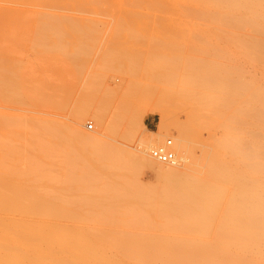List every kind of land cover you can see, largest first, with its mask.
<instances>
[{"label": "bare ground", "instance_id": "6f19581e", "mask_svg": "<svg viewBox=\"0 0 264 264\" xmlns=\"http://www.w3.org/2000/svg\"><path fill=\"white\" fill-rule=\"evenodd\" d=\"M191 1L197 9L187 13L196 19L230 31L246 30L249 35L236 38L238 48L249 62L264 70V0ZM207 7L211 12L206 11ZM138 18L137 14L131 15L126 22L138 23ZM87 28L86 32H77L91 42L93 31ZM76 51L88 53V49ZM218 58L220 62H185L181 74L173 58L157 59L151 73L145 75L147 83L124 95L125 101L136 94L144 95L147 101L160 97L142 112L157 116L156 129L150 133L157 137L155 143L143 138L146 129L141 113L134 114L130 121L106 124L102 108L91 112L82 106L74 110L73 126L67 133H59L58 142L68 164L81 166L82 174L72 186L69 182L70 194L65 198L18 186L6 187L0 178V217L14 218H0V264H66L61 256L66 252L67 256L75 255V259L80 257L81 264L91 258V264L102 245L129 264H247L245 259L238 260L236 253L263 257L264 89L253 73L231 64L223 55ZM180 108L187 109L186 121H180L174 112ZM206 113L231 125L225 137L212 143V152L203 150L196 157L197 143L192 136ZM86 121L100 127L101 132L85 133ZM164 138L171 140L167 151L174 156V164H161L150 155L153 148L169 141ZM115 142L122 144L124 150L117 148ZM34 144L38 154L49 150L47 143ZM30 164L27 173L31 171L33 176L38 171L41 175L40 163L34 160ZM197 168H202L203 173L196 174ZM144 170L156 177L158 187L144 188L137 182ZM112 172L114 177L120 176L121 183H110L115 179ZM65 173L60 178L63 182L54 175L47 178L65 185L71 179V170ZM94 218L100 229H76V225ZM46 221L52 223L47 225ZM58 230L62 234L71 231L75 237L71 240L66 235L70 241L64 236L68 243H63ZM54 244L60 253L63 251L62 260L58 256L57 261L51 262L54 258L49 260L50 255L45 258L35 253L42 248L34 251L38 246ZM105 257L101 259L109 263V256Z\"/></svg>", "mask_w": 264, "mask_h": 264}, {"label": "rangeland", "instance_id": "374dc122", "mask_svg": "<svg viewBox=\"0 0 264 264\" xmlns=\"http://www.w3.org/2000/svg\"><path fill=\"white\" fill-rule=\"evenodd\" d=\"M150 3H154L152 8L149 7ZM195 9L191 0H0V178L5 186L33 189L53 198L69 195L68 187L81 176V166L68 164L66 153L59 148L58 137L60 132L67 133L69 127L73 126V111L82 106L91 112L102 108L106 124L117 120L130 121L134 114L140 116L160 97L154 96L155 100L147 101L144 95L136 94L133 99L125 101L124 95L134 91L136 86L147 83L145 75L151 73L157 59L165 61L173 58L180 73L185 62H220L218 55H223L226 61L229 59L231 64L253 73L263 84H260V88L264 89L263 66L249 62L237 45L236 38H244L249 35L248 32L230 31L206 20H197L187 13ZM210 9L207 7L206 11L211 12ZM136 14L140 19L138 23L126 22L129 16ZM87 27L93 31L91 42L77 32L80 29L88 30ZM76 49H88V53L83 55ZM174 112L180 121L187 120V109L180 108ZM142 115L146 129L143 138L155 143L157 137L150 133L156 129L157 116ZM230 125L225 119L204 114L202 123L195 127L192 136L197 143L195 156L199 157L203 150V153L212 152V143L225 137ZM89 126H92V130H88ZM83 131L93 134L101 132V128L86 121ZM37 141L47 143L49 150L44 154L36 153L34 143ZM114 145L124 148L116 142ZM34 160L41 164L39 167L43 168V176L41 172V175L37 174L38 171H35L36 175L34 172V177L33 172L27 173L30 170L28 165ZM85 160L91 163L88 155H85ZM68 170H71L68 183L54 184L51 176L63 179ZM202 173V168H197L196 174ZM119 177L113 176L115 179H111L110 183H114L112 180L117 181L115 185L121 183ZM137 178L144 188L159 186L156 177L148 171L140 172ZM89 210L84 209L83 212ZM1 217L14 219L12 216ZM75 227L100 229L95 218ZM57 232L61 237L62 233ZM65 232L60 240L64 241L66 237L70 241L75 237L71 231ZM47 247L54 249L51 250L55 255ZM57 248L55 244L53 247L38 246L34 251L41 249L35 253L45 258L50 255L49 260H52V257L55 259L63 254ZM93 248L97 250V247ZM42 250H47V254ZM98 252L103 253L101 258L107 259L105 256H109L108 261L113 264H129L107 245L100 246ZM66 253L61 255L66 259L60 256L58 260L81 264L80 257L78 260L75 255L67 256L69 253ZM100 254L96 257H100ZM248 255L236 253L235 256L238 260L245 259L247 264H264V256L251 258ZM96 257H92L91 264L97 261L99 264L106 263L105 259L98 258L99 261ZM54 259L51 262L57 261ZM75 260L80 262L76 263ZM87 261L82 260V264H88Z\"/></svg>", "mask_w": 264, "mask_h": 264}, {"label": "built area", "instance_id": "2783aa9c", "mask_svg": "<svg viewBox=\"0 0 264 264\" xmlns=\"http://www.w3.org/2000/svg\"><path fill=\"white\" fill-rule=\"evenodd\" d=\"M88 130H92V126H89ZM171 144L170 141H167L163 146L155 147L151 150V157L161 164H174V156L167 151V147Z\"/></svg>", "mask_w": 264, "mask_h": 264}]
</instances>
